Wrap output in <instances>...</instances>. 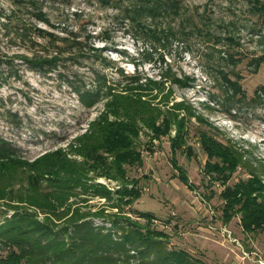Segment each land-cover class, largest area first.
Listing matches in <instances>:
<instances>
[{"label":"rangeland","instance_id":"rangeland-1","mask_svg":"<svg viewBox=\"0 0 264 264\" xmlns=\"http://www.w3.org/2000/svg\"><path fill=\"white\" fill-rule=\"evenodd\" d=\"M179 1L177 16L148 14L133 22L129 0H0V138L18 156L34 160L46 151L68 150L104 109V101L84 106L69 82L76 74L89 80L93 58L76 60L65 54L41 69L19 56L43 52L48 36L37 27L82 39L90 33L91 43L105 44V55L114 58L107 69L110 77L118 78L121 67L143 81H164L167 91L172 75H187V86L172 87L176 100L185 99L206 120L203 126L195 118L190 122L187 138L193 154L184 149L173 155L170 138L175 130L162 138L141 131L138 148L144 162L129 167L128 175L140 179L143 192L125 212L134 218L138 211L151 212L154 225L170 235L168 247L182 248L203 264H264V229L245 231L239 214L224 221L222 192L248 178V172L238 169L226 185L215 180L205 169L208 156L196 134L211 126L213 135L247 150L258 170L264 163V0ZM170 27L179 31L177 36ZM105 29L112 37L107 43L99 38ZM257 89H262L258 95ZM90 182L119 187L105 177ZM111 203L93 196L81 207L96 212L106 205L116 212ZM4 210L0 206V219ZM92 220L106 221L98 216Z\"/></svg>","mask_w":264,"mask_h":264},{"label":"trees","instance_id":"trees-1","mask_svg":"<svg viewBox=\"0 0 264 264\" xmlns=\"http://www.w3.org/2000/svg\"><path fill=\"white\" fill-rule=\"evenodd\" d=\"M100 1L115 4L121 0ZM129 2L133 9L130 7L128 16L133 22L148 14L177 16L181 7L179 0ZM170 28L177 36L179 31ZM36 31L48 36L47 44L41 46L43 52L31 58L19 56L41 69L57 64L65 54L76 60L93 58L91 78L84 80L76 74L69 82L84 106L91 108L104 101V109L68 150L46 151L34 160L18 156L0 138V206L5 208L0 219V264H203L182 248H169L170 235L154 225L151 212L138 211L135 218L125 212L143 192L140 179L128 175L129 167L144 162L138 148L141 131L162 138L175 130L170 138L173 155L184 149L193 154L187 138L190 122L195 118L202 125L206 120L185 99L176 100L172 87L187 86L190 77L172 75L167 91L164 81H143L121 67H117L118 78L110 77L107 69L114 65V58L105 55V44L91 43L90 33L82 39L76 33L60 36L41 27ZM101 32L100 40L107 43L112 39L106 29ZM260 91L257 89V95ZM196 134L208 156L205 169L215 180L226 185L240 168L249 174L226 185L222 192L224 221L239 214L245 231L264 229V163L258 170L246 156L247 150L231 139L213 135L211 126L208 130L201 127ZM173 161L180 170L175 158ZM179 172L187 183L188 176ZM97 177L116 180L119 187L90 182ZM93 196L112 202L109 207L117 211L109 212L106 205L96 212L82 210L81 203ZM92 216L106 221L96 224Z\"/></svg>","mask_w":264,"mask_h":264}]
</instances>
